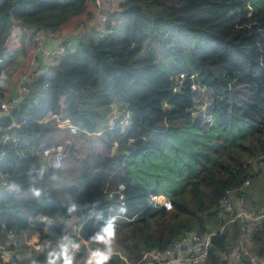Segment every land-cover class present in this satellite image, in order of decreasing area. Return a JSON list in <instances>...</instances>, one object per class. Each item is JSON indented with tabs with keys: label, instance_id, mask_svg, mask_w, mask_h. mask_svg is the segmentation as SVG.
<instances>
[{
	"label": "trees",
	"instance_id": "trees-1",
	"mask_svg": "<svg viewBox=\"0 0 264 264\" xmlns=\"http://www.w3.org/2000/svg\"><path fill=\"white\" fill-rule=\"evenodd\" d=\"M11 1L0 0V57L17 38L18 72L35 51L37 32L66 30L75 19L93 15V0H22L13 14L24 23L18 25L9 19ZM105 14L103 29L79 33L77 47H68L47 76L33 82L40 97H33L31 88L12 111L19 123L14 131L29 147L65 141L70 146L60 169H44L39 156L16 160L10 146L0 145L6 152L0 164L13 163L7 183L22 189L18 194L8 193L7 184L0 189V235L32 234L27 246L10 243L18 257L0 264H45L66 231L65 222L95 201L80 238L88 242L117 216L110 264H145L150 251L165 250L191 231L214 232L206 264H223L220 256L232 250L228 236L235 241L241 229L225 224L220 200L247 198L245 187L256 174L249 162H264V0H115ZM184 54L190 68L175 78L157 66L159 59ZM7 69H0L5 79L12 73ZM202 89L209 91L207 103L203 114L193 116L190 109ZM114 106L116 123L100 128L97 120H108ZM10 121L2 117L0 125ZM84 135L93 136L86 138V147L79 143ZM113 144L115 157L110 156ZM153 195L167 197L171 209L152 205ZM71 202L77 211L68 214ZM99 213L103 219H97ZM40 216L52 223L47 226ZM250 243L254 249L248 252L264 262V223ZM24 248L38 250L26 256ZM86 257L84 248L76 254L81 264ZM241 261L251 264L247 254Z\"/></svg>",
	"mask_w": 264,
	"mask_h": 264
},
{
	"label": "built area",
	"instance_id": "built-area-1",
	"mask_svg": "<svg viewBox=\"0 0 264 264\" xmlns=\"http://www.w3.org/2000/svg\"><path fill=\"white\" fill-rule=\"evenodd\" d=\"M93 7L95 10L100 8V0H93ZM95 13L92 16L87 17L81 22L75 23L74 28L78 31L83 27L88 25L94 18ZM106 18L102 20L104 25ZM92 24V23H91ZM103 25L101 29H103ZM81 32V31H80ZM44 31H39L35 34L33 40L36 45L35 52L31 56L27 63V67L24 71L18 73L16 77L11 82L10 91L2 90V97L0 98V113L2 117H10L11 121L5 126L0 125V145H8L12 149V154L16 160H21L26 157V154L30 156H39L44 162V169H60L62 167L63 159L66 157L65 149L62 145H51L40 147V149H35L34 147H29L28 143L14 131L19 127V123L15 121L12 117V111L15 109L17 104L21 103L30 93L33 82L40 76L41 71L38 67V54L43 50L44 45ZM78 33V32H77ZM104 32L102 33V35ZM69 41L67 39L61 40V42L49 52L50 57L59 61L67 53L69 46ZM4 58L0 57V64H2ZM179 79L183 81V75H180ZM190 89L197 92L199 88L198 85H191ZM205 108V107H204ZM193 116L203 114L204 109L199 110L195 108V104L192 109H190ZM126 113L125 115H127ZM119 118V112L111 111L108 115V122L110 127H112L117 119ZM205 120L210 122V117H205ZM71 132H75V129L69 127ZM61 146V148H59ZM5 151L0 152V163H2ZM13 166L11 161L3 162L0 164V189L4 188L7 184L8 179L11 178V174L8 167ZM121 189V188H120ZM150 203L156 207H163L166 210L171 209V202L167 197L160 195H153L151 197ZM244 205L242 197L231 198L222 197L220 200V206L223 209V215L227 218L225 224H240V235L238 245L228 253H224L220 256L223 264L237 263L240 264V249H244L246 244L250 243V239L253 233L259 230L264 223V205L257 207L255 209L249 210L243 207ZM95 212V207L92 205L88 206L87 209L81 214L79 218L64 232V235L69 236L71 239L81 244V249L78 253L82 251V248L87 251L89 244L80 238V233L86 225H88L90 219ZM42 216L39 217L41 221ZM34 218H30L29 221H33ZM7 242L0 243V259H6L12 256L18 257L16 251L10 250L8 248L9 244L12 242H18L20 240V234L13 230H9L6 233ZM214 232L198 234L196 232H187L183 235L181 241L175 242L170 247L165 250H152L145 255V264H170L176 259H181L186 264H202L208 257L209 250L211 248V236ZM62 238V237H61ZM60 238V239H61ZM182 244L186 245L185 250H181ZM180 253H184L181 256ZM176 254V257L173 255ZM248 259L251 264H264V262L257 258L253 253L246 251Z\"/></svg>",
	"mask_w": 264,
	"mask_h": 264
},
{
	"label": "rangeland",
	"instance_id": "rangeland-1",
	"mask_svg": "<svg viewBox=\"0 0 264 264\" xmlns=\"http://www.w3.org/2000/svg\"><path fill=\"white\" fill-rule=\"evenodd\" d=\"M100 5H101V0H100ZM111 5V4H110ZM104 9L97 8L95 10V8L93 7V13H95L93 20L86 25L85 27H83L81 30H76L75 28H72V26H74V23H78L81 22L82 20H85V18L78 20L75 19V21L73 22V24L70 26V28H67L66 30H70L72 32V34L75 33H80L91 28V23L92 25L95 24V22H97L99 24V28L102 27V20L104 18H106V14L105 11H103ZM106 21V20H105ZM68 35V34H66ZM64 35L63 36V40L67 39L68 36ZM16 38V35H15ZM16 39H13L11 41V47L10 49H8L7 51L4 52L3 57L5 58V62L0 66L2 69H7L12 71V73L10 74L12 76L13 72H17L19 71V69L21 68V53L19 52V48L18 45L16 44ZM62 40V41H63ZM35 52V51H34ZM33 52V54H34ZM32 54V55H33ZM190 57L187 55H182L180 57L177 58H170V59H159L157 61V66L158 68L163 71L164 73L168 74L171 78L172 77H176L178 75V73H183L185 71L188 70V68H190ZM15 69V70H14ZM5 70V71H7ZM9 73V72H8ZM10 75L9 78L10 79ZM14 78V77H13ZM198 91H200V89H198ZM209 95V91L208 89H202L201 90V98H197L196 102H195V108L202 110L204 109L206 103H207V96ZM116 105V104H115ZM114 110L113 112L118 113L119 109L117 106H114ZM102 113H104V110L102 111ZM103 115V114H102ZM97 123L99 125L100 128H107L110 126V123L108 122L107 119L104 118V116H101V118H99L97 120ZM63 128V126L61 127ZM70 133H74V132H70ZM92 138L93 136H86L84 135V137L82 136V138H79V143H81L83 146H89L88 140L86 138ZM262 138L264 139V134L262 135ZM62 146H64L65 149V155L67 157V150L70 146V141H65ZM253 172H255V178H253L245 187V191H246V195L247 198H243L244 201V205H242L243 207H245L246 209H255L257 207H261L264 205V162H259L256 161V159H253L249 162V166H248ZM254 207V208H253ZM32 235L26 240V246L28 243V240L31 239ZM22 246V245H21ZM235 248V243L233 245H231V249ZM38 248H24L22 249V254L21 255H26V256H33L36 252ZM254 249V248H252ZM252 253V252H251ZM203 264V263H202ZM205 264V263H204Z\"/></svg>",
	"mask_w": 264,
	"mask_h": 264
},
{
	"label": "clouds",
	"instance_id": "clouds-1",
	"mask_svg": "<svg viewBox=\"0 0 264 264\" xmlns=\"http://www.w3.org/2000/svg\"><path fill=\"white\" fill-rule=\"evenodd\" d=\"M5 77L0 74V83ZM43 172H41V175ZM7 192L10 194H18L22 191L21 186L15 182L7 183ZM33 195L39 197L41 195L38 189H32ZM77 205L70 204L67 207L68 214L75 213ZM126 212L124 207L119 209V213ZM97 219H103V214L99 213ZM117 216L108 218L99 231L95 232L88 240L89 247L87 249V257L82 264H110L113 256L116 254V240H117ZM95 245V247H92ZM81 244L69 236L64 235L57 242L55 249H52L46 258L45 264H81L77 260L76 254L80 251ZM31 264H37L33 260Z\"/></svg>",
	"mask_w": 264,
	"mask_h": 264
},
{
	"label": "crops",
	"instance_id": "crops-1",
	"mask_svg": "<svg viewBox=\"0 0 264 264\" xmlns=\"http://www.w3.org/2000/svg\"><path fill=\"white\" fill-rule=\"evenodd\" d=\"M115 0H101V9H104L103 11H105L108 8H110V6L113 4ZM111 4V5H110ZM95 26L96 30H100L101 27L99 28V24L97 22H95L94 25L91 24V27ZM72 28H74V26H72ZM81 33V32H80ZM68 34V35H66ZM79 33H75L72 34V32L70 30H60V31H55V32H51V31H46L44 33V45H43V50L38 54V67L41 71L40 76L41 77H46L48 74V69L50 66L55 65L58 61H56L55 59H53L52 57L49 56V54L47 52H49L52 48L56 47L61 40H63V36L66 35L68 36L67 40L69 41V50H73L74 48L77 47L79 40H78V35ZM4 58V57H3ZM5 62V58L2 62V64ZM0 64V66L2 65ZM1 69V67H0ZM20 73V72H13L12 76H10V79H5L4 83L2 84V89L6 90V91H10V87H11V82L12 80L16 77V75ZM14 77V78H13ZM33 97L38 98L41 95V88L36 86V84L32 87V93ZM0 118H2V114L0 113ZM41 167L44 166V162L41 160ZM254 208V207H253ZM249 210H252L249 208ZM77 217H75L74 215L71 216L70 219H68L65 222V229H68L75 221H76ZM32 234L29 232H23L20 235V240L18 241L20 243V245H25L26 246V240L31 236ZM232 235L228 236V250L231 249V245L234 244L235 242V247L238 245V241L239 238H237L235 241H233L232 239ZM6 243L7 242V236L6 234H2L0 235V243ZM252 245L251 243L246 244L244 249H240V264H242L241 258L242 255L245 254L246 255V250H251ZM37 250V249H36ZM181 256H184V253H180ZM206 264V260L203 262V264ZM170 264H186L184 263V261H182L181 259H176L173 262H171ZM231 264H237V263H231Z\"/></svg>",
	"mask_w": 264,
	"mask_h": 264
},
{
	"label": "water",
	"instance_id": "water-1",
	"mask_svg": "<svg viewBox=\"0 0 264 264\" xmlns=\"http://www.w3.org/2000/svg\"><path fill=\"white\" fill-rule=\"evenodd\" d=\"M21 1H22V0H12V1H11V8H10V10H9V19H10V21H11L12 23H15V24H18V25H24V23H23L22 21H16V20L14 19L13 14H14V12L17 10V8H18V4H19ZM59 148H61V146H59ZM116 153H117V145H116V144H113V145L111 146L110 156H111V157H115V156H116ZM120 188L122 189L123 187L120 186ZM98 203H99L98 201H95V202L92 203V206L96 208L97 205H98ZM70 204H75V203L71 202V203H69V205H70ZM75 205H76V204H75ZM80 209H81V210H85V209H87V206H86V205H83V206L80 207ZM41 221H42L43 223H45L47 226H49V225L52 223V220H51L49 217H47V216H42ZM11 244L14 245V244H16V243H15V242H12ZM185 248H186V245H185V244H182L181 247H180L181 250H185ZM173 256L176 257V254H174Z\"/></svg>",
	"mask_w": 264,
	"mask_h": 264
}]
</instances>
